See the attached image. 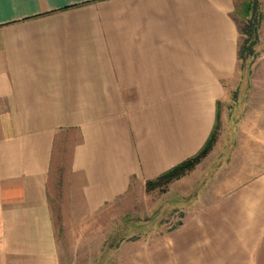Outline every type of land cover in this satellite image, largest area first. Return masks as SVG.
Listing matches in <instances>:
<instances>
[{"label":"crops","instance_id":"obj_1","mask_svg":"<svg viewBox=\"0 0 264 264\" xmlns=\"http://www.w3.org/2000/svg\"><path fill=\"white\" fill-rule=\"evenodd\" d=\"M246 1L5 2L0 264H64L56 216L79 222L146 186L195 155L217 123L214 172L184 191L172 217L181 224L136 228L114 258L264 264V14L259 0L243 69L235 13Z\"/></svg>","mask_w":264,"mask_h":264},{"label":"rangeland","instance_id":"obj_2","mask_svg":"<svg viewBox=\"0 0 264 264\" xmlns=\"http://www.w3.org/2000/svg\"><path fill=\"white\" fill-rule=\"evenodd\" d=\"M242 1L237 0L239 7ZM261 3L264 14V0ZM235 17L242 25L243 16L235 13ZM217 155L218 151L214 150L208 158L202 160V166L196 172L178 181L176 188L168 185L165 191L160 188L149 191L144 184L136 185L94 216L80 219L79 222H67L64 219L63 224L56 216L64 264H117L114 253L119 250L116 249L122 244L123 252L126 250L129 240L136 238V228L150 232L180 225L172 217L183 213L184 191L193 190L198 183L209 180L210 174L212 176L214 172ZM61 226L64 228L61 229Z\"/></svg>","mask_w":264,"mask_h":264},{"label":"trees","instance_id":"obj_3","mask_svg":"<svg viewBox=\"0 0 264 264\" xmlns=\"http://www.w3.org/2000/svg\"><path fill=\"white\" fill-rule=\"evenodd\" d=\"M240 14L243 16V24H240L241 45L239 56L243 69H248L249 57L253 54L258 37V25L261 21L259 0H248L243 3ZM220 133V125L217 123L203 147L193 156L173 166L169 170L146 182L147 190L160 188L165 191L167 186L193 170L214 149Z\"/></svg>","mask_w":264,"mask_h":264},{"label":"snow or ice","instance_id":"obj_4","mask_svg":"<svg viewBox=\"0 0 264 264\" xmlns=\"http://www.w3.org/2000/svg\"><path fill=\"white\" fill-rule=\"evenodd\" d=\"M5 2L10 5L11 3H14L15 0H0V10L3 9Z\"/></svg>","mask_w":264,"mask_h":264}]
</instances>
